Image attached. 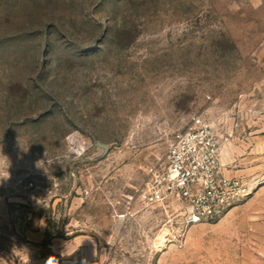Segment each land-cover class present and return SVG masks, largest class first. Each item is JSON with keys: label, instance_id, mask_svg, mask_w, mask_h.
<instances>
[{"label": "rangeland", "instance_id": "1", "mask_svg": "<svg viewBox=\"0 0 264 264\" xmlns=\"http://www.w3.org/2000/svg\"><path fill=\"white\" fill-rule=\"evenodd\" d=\"M200 114L256 188L180 241L141 194ZM0 194L16 264H264V0H0Z\"/></svg>", "mask_w": 264, "mask_h": 264}, {"label": "built area", "instance_id": "2", "mask_svg": "<svg viewBox=\"0 0 264 264\" xmlns=\"http://www.w3.org/2000/svg\"><path fill=\"white\" fill-rule=\"evenodd\" d=\"M221 154L219 134L200 114L173 137L164 166L152 170L141 201L146 207L181 204L169 221L176 227L173 239L183 240L191 227L220 218L254 192L253 179L225 173Z\"/></svg>", "mask_w": 264, "mask_h": 264}, {"label": "crops", "instance_id": "3", "mask_svg": "<svg viewBox=\"0 0 264 264\" xmlns=\"http://www.w3.org/2000/svg\"><path fill=\"white\" fill-rule=\"evenodd\" d=\"M223 164L225 166V173L228 176H243V173L245 172L246 169H244V166L242 165V161L240 158L237 160L235 157L234 158H225L224 156L222 157ZM11 224L10 220V212L7 204V200L5 197H3L0 194V229L4 227H9ZM32 234V235H30ZM43 238L42 233H35V232H30L28 233V239L31 240L32 242L35 243H40ZM29 244V243H27ZM5 252V256L0 255V264H16L15 259H12L13 253ZM1 254V253H0ZM3 260V261H1Z\"/></svg>", "mask_w": 264, "mask_h": 264}, {"label": "trees", "instance_id": "4", "mask_svg": "<svg viewBox=\"0 0 264 264\" xmlns=\"http://www.w3.org/2000/svg\"><path fill=\"white\" fill-rule=\"evenodd\" d=\"M44 242H47V240L45 239V241Z\"/></svg>", "mask_w": 264, "mask_h": 264}]
</instances>
